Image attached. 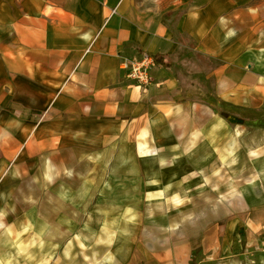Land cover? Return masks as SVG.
Here are the masks:
<instances>
[{"label": "crops", "instance_id": "1", "mask_svg": "<svg viewBox=\"0 0 264 264\" xmlns=\"http://www.w3.org/2000/svg\"><path fill=\"white\" fill-rule=\"evenodd\" d=\"M144 53L170 64L156 63L139 86L120 65ZM208 78L216 99L194 98ZM223 106L264 109V0H0V264H41L47 242L72 234L83 243L88 225L101 228L107 216L89 220L110 189L96 178L110 162H131L136 176L152 161L166 172L151 176L197 171L198 196L214 192V210L204 201L196 221L180 223L171 212L169 233L97 264L262 259L264 118L224 116ZM184 183L147 195L189 190Z\"/></svg>", "mask_w": 264, "mask_h": 264}, {"label": "rangeland", "instance_id": "2", "mask_svg": "<svg viewBox=\"0 0 264 264\" xmlns=\"http://www.w3.org/2000/svg\"><path fill=\"white\" fill-rule=\"evenodd\" d=\"M189 74L191 76L193 75L192 73ZM196 82L197 81L194 80L188 83L191 92H196V86L198 85ZM199 87L200 90H197V92L202 96H197L195 94L194 98L204 99L203 101L216 99L213 79L208 78L204 83L200 82ZM220 110L224 116L229 113H234L243 118L246 122L264 118V109L257 112H248L223 106ZM251 127L252 126H249V129L252 131ZM137 148L139 153L145 156L155 155L157 154L156 151H158L156 148L151 150L148 146L144 145H137ZM209 162L211 161L207 163ZM111 163L112 162L107 165L106 175L103 178H96L99 182L102 180L110 186L108 200H106V203H103V208H98V206H96L93 211L90 210L89 214V220H93L91 216L92 213L100 214L101 212L98 211H105L103 214H107V216L105 215L106 217L104 216V219L102 218L97 221L101 228H96L95 225L94 227L93 225H88L83 243L75 240V234L68 236L66 240L47 242L46 248L47 246H51V254L46 256L45 259L43 258L41 264H74L78 261L87 260L88 262L90 261L97 264L98 262H102L101 259L111 263L117 258V248L121 249V256L119 258H127L130 252H132V255L139 253L140 245L147 237L156 234L161 237L168 232L165 220L171 217V212L182 214L181 220L179 221L180 223L184 216L189 217L190 221H196L198 214H200L199 212L203 211L204 201H206V213L209 210H214V206L212 205L215 197L214 192L205 190V193L200 192V197L198 196L199 193L196 187L198 180L197 171L191 173L187 177L151 176L153 174L166 172L158 168V162L152 161L148 163V168L151 167L150 170L143 171L142 174L134 176L133 172L126 171L135 169L134 164H130L131 162H123L121 164L123 170L111 169ZM213 163L209 168H213ZM201 164H203V162L200 161L197 163V161H194L190 163V167L197 168L198 165ZM71 173L73 174L74 172L72 171ZM167 181L170 185L182 184V182L185 181L184 184L191 185L192 189L189 187L188 190V186H186V188L185 186L184 188L181 187L180 189L174 187L170 189L169 192L162 191L157 194H152L153 197L150 196L151 194L147 195L150 189L162 190L167 184ZM206 188H208V186ZM174 190L179 191L172 192ZM117 198L119 201H117ZM173 198L174 203H169L170 208L166 209L167 202H170V199ZM118 206H121V208L118 209ZM117 222L123 223V226H121V240L119 242L116 229ZM1 228H3V226ZM97 230L98 232L96 234ZM130 234H134L135 242L129 239L131 236ZM34 243L36 245V242ZM53 244H56L54 250ZM85 258L87 260H85ZM251 258H254V256ZM262 260H264V257L259 260L256 259L254 262L247 260V262L245 261L241 264H264ZM195 263L196 262L193 261V264Z\"/></svg>", "mask_w": 264, "mask_h": 264}, {"label": "built area", "instance_id": "3", "mask_svg": "<svg viewBox=\"0 0 264 264\" xmlns=\"http://www.w3.org/2000/svg\"><path fill=\"white\" fill-rule=\"evenodd\" d=\"M155 65V58L148 53H144L140 58H122L120 67L125 71L126 76L133 80L136 85L148 86L151 83L150 72ZM255 251L264 254V246L256 248ZM251 261L254 262V258ZM262 262L264 263V260Z\"/></svg>", "mask_w": 264, "mask_h": 264}, {"label": "trees", "instance_id": "4", "mask_svg": "<svg viewBox=\"0 0 264 264\" xmlns=\"http://www.w3.org/2000/svg\"><path fill=\"white\" fill-rule=\"evenodd\" d=\"M155 61L156 63H162L165 65L170 64L169 58L168 57H164V56H155Z\"/></svg>", "mask_w": 264, "mask_h": 264}]
</instances>
